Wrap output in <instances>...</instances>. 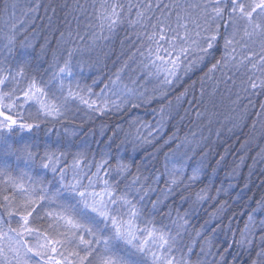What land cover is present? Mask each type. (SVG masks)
<instances>
[{
  "label": "snow or ice",
  "instance_id": "1",
  "mask_svg": "<svg viewBox=\"0 0 264 264\" xmlns=\"http://www.w3.org/2000/svg\"><path fill=\"white\" fill-rule=\"evenodd\" d=\"M0 3V264H264V197L237 213L243 190L233 200L232 183L217 186L225 157L210 159V126L226 127L222 113L208 118L209 136L181 134L189 111L204 118L203 101L186 99L197 72L220 74L211 94L220 83L264 93V0ZM121 32L101 93L82 86ZM149 108L151 122L138 114ZM81 111L127 114V128L93 150L68 138Z\"/></svg>",
  "mask_w": 264,
  "mask_h": 264
},
{
  "label": "trees",
  "instance_id": "2",
  "mask_svg": "<svg viewBox=\"0 0 264 264\" xmlns=\"http://www.w3.org/2000/svg\"><path fill=\"white\" fill-rule=\"evenodd\" d=\"M15 2L18 4L19 9L23 11L26 10L30 0H15ZM51 2L53 5H56L64 3V0H51ZM67 2L72 4L73 0H67ZM78 2L86 8H88V6L93 3H96L97 6L99 4V0H78ZM0 7H2V3H0ZM57 11H59V9H57ZM89 12H91L90 8ZM19 14L20 12L18 11V15ZM36 23L38 26L36 32L39 33L37 42L43 43L42 37L45 34L46 29L42 31L39 28L41 21L38 20ZM73 28H75V24H73ZM123 36L124 34L121 32L119 34V38H117L114 44L110 46L113 51L110 52L107 57H105L103 54H100V59L103 64L107 65L106 67L97 65L92 69L87 67L84 68L83 79L81 80L82 86L84 84L91 85L97 94H99V91L104 88V85L108 83L105 77H107L109 71L113 67L112 60L115 59V55L119 54L121 51L120 40L123 39ZM49 38L51 39L52 37ZM52 48L55 50V44L52 45ZM37 51H39V49H37ZM204 71H207V69H204ZM103 77L104 79H102ZM97 78L98 84L93 85L92 80ZM202 79L203 72H197V74L192 77V80L188 81V84H186L185 87H188L190 92V95L188 98H186L187 101L193 100L192 93H194L196 100L203 101V103L199 105V110L201 111L204 118H202L199 122L196 120V124L192 125L190 119L194 120L196 118L193 117V115L190 117L188 113L187 117L182 122L181 134L187 133L189 130L199 131L200 128H205L204 135L209 136L207 128L205 127L208 125V118L212 116L213 112L222 113L220 116V121L222 123H226V127H221V124L217 123L215 119H213V122L210 126L213 131V134L210 137L211 143L209 145L210 159L213 161L219 159L217 153H219L220 156L225 157V159L221 161L220 170L217 173V186H219L220 181L225 182V187H227L228 183H232L235 186V192L232 194L233 200L241 190H243L245 193L244 200L241 202L243 206L233 204L235 211L239 213L245 210L248 201L257 200L261 197H264V161L258 160L255 164H253V159L256 157L257 152L261 148H264V127L261 126L262 119L264 118L258 119L255 115V113L262 111L260 106L264 105V93L252 95L250 92L245 93L241 91L239 87H232V85L226 86L223 83H220L218 85V91H216L214 94H211L213 93V89L217 87L215 81H219L221 79L220 74L217 73L214 79H203V84L201 83ZM192 81H195L194 88L192 87ZM236 83L239 85L240 81L237 80ZM201 87H203L205 92L203 97L200 96ZM227 89H231V92H229ZM181 91H183V89H178L177 93H180ZM237 93H239V100H236ZM93 99H95V97H93ZM234 100H236V103H233ZM191 107L195 108L196 105L193 104ZM189 108V103H184L183 108L181 109V115H184V109ZM149 111H151L150 108L147 110L141 109L139 112L148 116V119L151 115V112ZM75 115V122L72 123L71 126L76 125L78 127H82L83 131L89 135L93 133L94 135L98 136L100 133V125L102 126L101 131L102 129L106 131L108 129L107 126H110L109 129L112 130L116 125L113 123V121H120V123H123L127 126V114H111L103 117L94 116L92 119H90L91 122L89 124L87 123L88 119L85 117L83 111L77 112ZM225 117L230 118V120L237 125V127L233 128L232 131H227L228 128H232V122H226ZM178 121L179 117H177V121H173V123H177ZM205 121L206 123H204ZM254 122L256 123L255 129H253L252 126L250 127L247 125V123H251L252 125ZM187 123H189L188 126ZM244 126L248 127V129L250 128L248 134L242 133L241 129ZM216 131L221 132L219 137L215 135ZM106 133V136H110ZM105 135H103L104 142H106L104 140ZM78 137L79 136L75 135L68 136L69 139L76 143L80 142ZM241 145H244V147L242 148ZM240 155L244 156V164L236 169L235 178H233V169L236 168V164L238 163ZM213 166H215V164H213ZM245 183H247L248 188L244 187Z\"/></svg>",
  "mask_w": 264,
  "mask_h": 264
},
{
  "label": "bare ground",
  "instance_id": "3",
  "mask_svg": "<svg viewBox=\"0 0 264 264\" xmlns=\"http://www.w3.org/2000/svg\"><path fill=\"white\" fill-rule=\"evenodd\" d=\"M104 77H105V75H104ZM104 77L102 78V79H104ZM105 79H107L106 77H105ZM100 82V81H99ZM101 83H103V82H101ZM98 84V83H97ZM100 84V83H99ZM177 95H179L180 93H176ZM188 98V97H187ZM172 101H173V104H175V98L174 97H172ZM149 112H151V111H149ZM140 116H143L144 115V113H138ZM189 115H190V117H192V115H193V117H195V115H194V113H192V112H189ZM147 117L148 116H146V115H144L143 117H142V119H144V120H147V121H149V122H151L152 120H153V117H152V115H150V117L147 119ZM129 119V116H127V120ZM88 122V124L91 122V120H87ZM190 122L192 123V125L194 124H196V119H190ZM113 123H115L116 125H121V126H123V127H125V128H127V126L125 125V124H123V123H120V121H116V122H114L113 121ZM204 123H206V121L204 122ZM127 124V123H126ZM116 125H115V127L112 129L113 131L116 129ZM189 125V123H187V126ZM247 125L248 126H252L251 125V123H247ZM101 125L99 126V131H100V133L98 134V136H96V135H94L93 133H91L90 135L89 134H87V133H85L84 131H83V129H82V127H78V126H76V125H72V126H70V128H69V132L71 133V132H73L74 130H77V129H79L80 131H78L77 133H76V135L75 136H79L78 137V139L81 141V140H88L89 141V143H91L92 144V147H93V149H96L97 147H99V148H102V146H103V143H101V141H103V135H101ZM108 127V129L110 128V126H107ZM108 129L106 130V131H104V135H105V133L106 134H108V135H112V131H108ZM242 133L243 134H248L249 133V131H250V128L248 129V127H246V126H244L242 129ZM61 134H63L62 133V131H61ZM70 136H74V135H70ZM106 136V135H105Z\"/></svg>",
  "mask_w": 264,
  "mask_h": 264
},
{
  "label": "rangeland",
  "instance_id": "4",
  "mask_svg": "<svg viewBox=\"0 0 264 264\" xmlns=\"http://www.w3.org/2000/svg\"><path fill=\"white\" fill-rule=\"evenodd\" d=\"M100 93H101V90L99 91V94H100ZM104 94H105V95H108L109 93L106 92V93H104Z\"/></svg>",
  "mask_w": 264,
  "mask_h": 264
}]
</instances>
